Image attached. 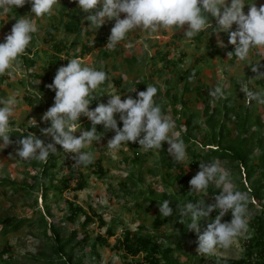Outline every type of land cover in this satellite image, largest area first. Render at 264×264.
<instances>
[{"label": "rangeland", "instance_id": "1", "mask_svg": "<svg viewBox=\"0 0 264 264\" xmlns=\"http://www.w3.org/2000/svg\"><path fill=\"white\" fill-rule=\"evenodd\" d=\"M64 2L70 6L68 4L72 0H59L50 15L33 20L38 31L33 34V39L26 49L31 51L32 58L29 60L34 66L29 67L27 61L18 58L9 69L0 73V98H14L16 102L14 115L10 118L9 134L12 143L3 150L0 149V220L7 218L9 225L14 220L21 221L17 230L6 234L1 233L5 225L0 224V264H57L56 257L50 251V238L43 234L49 233V225L58 231L62 241L71 239L65 247V252L72 256V262L75 264L140 262L141 255L132 260L112 249L124 229H140L142 234L148 233L162 238V249H170L168 257L177 264H216L215 259H241L246 242L253 234L251 221L264 210V189L257 199L252 194V179L246 180L242 171L234 168L233 164L222 162L229 172L234 190L246 191L249 195L248 228L230 247L218 248L215 254L205 255L196 251L195 232L189 231L184 239L169 238L164 241L163 237L187 227V222L185 221L183 226L178 218H174L173 222L169 223V220L160 216L155 201L164 193L165 197L174 195L179 206L188 202L183 193V189H188V184H179L173 178L165 176L168 171L166 164L173 158L167 151V142H162L159 150L145 151L135 142L112 150L107 148V143L115 133L104 129L98 142L93 141L82 149L93 154V162L100 161L103 174L94 172L95 169L84 170L86 188L76 193L69 190L54 193L50 188V185H59V180L67 176L63 163L65 152L61 146L55 145L57 153H54L51 162V179L47 173H42L40 167L34 166L31 160L16 158L15 150L16 142L21 138L17 133L30 132L37 137L47 138L41 135V129L50 125L41 122L40 118L53 105L54 97L40 90L44 80L38 76L52 70L48 63L53 52L52 42L56 41L67 46L68 60L79 58L85 66L106 72L107 83L100 85L91 95L109 98L118 94L122 99L127 96L136 98L137 92L145 91L148 85L157 87L154 102L175 122V135L169 134L171 139L178 140L185 132L186 118L192 113L196 115L192 119L196 130L189 129L195 141L190 143L191 151L195 154H202L201 149L211 148L207 141L202 139L208 131L204 114L206 107L209 109L207 114L215 106H219V109H223V106L234 107L241 114V123L244 122L239 130L246 133L247 137H252L247 149L250 161L254 162L263 152L255 143L260 140L261 144H264V105L248 102L240 89L243 83H247L248 88L253 91L264 90V80L254 79L256 73L252 71L253 65L257 64L258 71L264 72V49H253L245 61H240L235 56L228 58L227 53L234 51V46L228 43L227 33H214L216 20L211 17L213 28L202 31L199 38H196V35L191 39L184 38L187 25L177 30L162 28L155 33L138 28L130 32L114 49H108L106 45L93 47V39L101 31L109 38L115 20H106L99 29H85L87 35L78 38L64 30L63 25L67 18L60 14ZM252 2L254 0H245V3ZM72 3L66 10L68 13L78 8L76 3ZM261 4H264V0H256L257 8ZM243 11L247 13V5ZM30 14L31 4L26 2L22 7L13 8L0 16V42L10 33L15 19L26 15L31 19ZM87 15L88 13L75 12V20L84 28L88 27V22L84 19ZM123 17L124 14H121L120 18ZM51 26L57 31L46 41L45 31ZM235 28L233 25L232 30ZM218 40H222L225 46L219 47ZM128 44L133 47H127ZM84 46L89 52L80 54ZM213 50H216L215 54ZM61 60H65V56H62ZM215 87L222 89L223 99L212 100L208 96V90ZM89 108L94 109L92 101ZM215 117L218 115L215 114ZM33 119L36 126L34 122L29 121ZM115 119L118 128L122 127L119 114H116ZM86 120V117L81 116L78 121L83 123ZM233 121V118H229L227 127L234 134L236 124ZM82 130L83 127L77 128L75 136L78 137ZM136 144L138 146H135ZM190 159L191 156L187 152V158L180 162L189 180L199 171L188 169ZM200 163L205 162L200 159ZM260 173H264V169H261ZM34 178L36 181L33 183ZM40 185L46 187V192L41 190ZM10 186L23 190L12 192ZM195 193L199 200L204 199L206 204H212L220 189L210 184L207 191ZM147 198L151 200H146ZM69 203H74L85 213L94 215L93 223L82 228L84 219L81 214L70 222ZM97 216L101 217L104 226H98ZM157 217L163 219V223L155 227L154 221ZM207 223L208 220H201L199 227ZM107 229L113 232V236L107 239L108 245L94 244L97 235L106 237ZM75 231L78 233L71 238ZM83 237H86V241L81 240Z\"/></svg>", "mask_w": 264, "mask_h": 264}, {"label": "clouds", "instance_id": "2", "mask_svg": "<svg viewBox=\"0 0 264 264\" xmlns=\"http://www.w3.org/2000/svg\"><path fill=\"white\" fill-rule=\"evenodd\" d=\"M31 4V19L29 15L19 17L0 42V73H4L13 62L22 56L33 39L38 28L33 22L35 18L50 15L54 5L59 0H0V16L11 9ZM78 5V10L88 13L84 18L88 29H99L106 20H115L106 43L108 49H114L124 41L130 32H158L162 28L179 29L187 25L184 38L191 39L202 31L213 28L210 17L216 20L214 33H227L228 43L234 46V51L228 52V58L235 56L240 61L248 59L253 49H264V4L259 8L256 0L245 3V0H72ZM245 5L248 11H243ZM34 14V15H33ZM121 14H124L123 18ZM233 25L236 26L232 30ZM218 46L224 47L222 40ZM127 47H133L128 44ZM28 50V49H27ZM32 56H29L31 59ZM257 65V64H256ZM254 79L264 80V72L258 71ZM107 79L103 70L85 66L79 58L68 60L66 66L57 69L53 81L47 85L55 92L54 102L41 116V122L50 126L41 129V135L51 137V143H44L33 133L21 136L16 142L15 157L20 160H36L45 162L50 154L57 153L55 145L61 146L63 152L74 154V166L87 167L93 162V154L82 151L93 141H99L97 126L111 130L115 135L108 141L107 148L118 150L129 142L138 143L145 151L159 150L162 142L169 145L167 151L174 161L182 162L187 158L186 146L183 140H173L170 133L175 122L162 112L161 107L154 102L157 87L148 85L145 91L137 92L136 98L121 95H111L106 104L97 103L90 109L91 93ZM241 92L248 102L264 105V90L253 91L247 83L241 85ZM212 100L224 98L220 87L208 90ZM14 98H0V149L8 147L10 140V118L15 112ZM116 114L122 127L118 128ZM81 116L91 122L88 130L77 132V122ZM35 123L36 121L29 120ZM143 134V135H141ZM220 189L214 196V203L206 204L205 200L187 202L177 207L175 215L179 223L187 222V230L197 234V253L211 255L218 248H228L233 241L248 228L249 195L245 191L234 190L228 170L219 160L199 164V171L190 179V192H205L209 185ZM160 216H173L170 200H162L158 204ZM231 212L230 222H222V218ZM216 213L210 219V214ZM208 220L206 228L201 232L199 222Z\"/></svg>", "mask_w": 264, "mask_h": 264}, {"label": "trees", "instance_id": "3", "mask_svg": "<svg viewBox=\"0 0 264 264\" xmlns=\"http://www.w3.org/2000/svg\"><path fill=\"white\" fill-rule=\"evenodd\" d=\"M72 2H69L68 5L72 6ZM70 6H67L66 2L62 4V8L60 10V14L67 18V22L63 25L64 30L66 33H72L76 37L81 38L83 35H87V32L84 27L81 26V24L75 20V12L79 11L78 8L72 10L70 13H68L66 10L69 9ZM57 29L53 26L49 27L45 31L46 41H49V39L52 37V34L56 32ZM201 33L197 34L195 37L199 38ZM108 41V38L106 37L104 31H101L97 37L93 39V47H99V46H105ZM51 48H53L52 55L49 58L48 67L52 70L47 72L44 75L38 76L39 79H43L44 82L40 87V90L42 92H46L50 94L52 97L55 96V92L52 90H49L47 85L51 84L54 78V70L57 71V69L61 66H66L68 63V54L66 52L67 46L64 43H59L56 41L52 42ZM213 54L216 53V50H213ZM89 51L83 47L82 53H88ZM63 54V55H62ZM31 55V51L29 49L25 50V52L22 54V56L18 58H23L24 61H27V64L29 67L34 66V63L29 60V56ZM65 56V60H61V57ZM53 75V76H52ZM107 83V79L102 85H105ZM91 101L93 108L96 107L97 103H105L108 101L109 98L97 95H91ZM176 97H174L175 99ZM219 106H215L211 109L210 113L207 114L208 107H206L204 114L206 116L205 124L207 127V132L204 134L202 139H205L207 141V144L211 146L210 149H201L202 154L194 153V151H191L192 144L195 142L194 137L190 134L189 129L193 128V130H196V127L192 124V119L194 118L193 113L189 115L185 120V132L180 136L178 140H183L185 145H189L186 147V151L191 156L190 164L188 165L189 170H199V160H203L205 163L210 162L212 160H219L221 162L225 161L227 164H233L238 170H241L242 173L245 175L246 180L252 179V194L259 199L260 193H262V190L264 189V173H260L261 169H264V144H261L260 140L255 143V146L260 148L263 152L259 157L253 161H250L248 157V149L247 146L250 144V140L252 137H247L246 133H243L240 131L241 125L244 123H241V114L234 108V107H226L223 106V109H219ZM221 110V111H220ZM162 112H165L162 110ZM215 114L218 115V117H215ZM229 118H233V123L236 124V131H234V134L231 130L227 127V123L229 122ZM78 128L83 127V130H88L91 127L90 121H84L83 123L81 121L77 122ZM97 131L99 132L98 135H102L104 132V129L102 126H97ZM20 137L23 135H27L25 133H17ZM75 135V134H74ZM77 136V135H76ZM44 143H51V137L42 138L38 137ZM135 146H138L136 144ZM134 148V146H133ZM204 151V152H203ZM74 154L65 153L64 155V161L63 163L66 166L67 169V176L63 179L59 180V185H50L51 190L57 193H61L64 190L72 191L73 193L80 192L86 188V180L85 175L83 173L84 170L87 169H95L94 172L98 173L99 175L103 174V169L101 166L100 161H94L87 167L84 166H74V160L73 157ZM54 157V154H50L48 159L45 162H40L36 160H31V162L34 164V166H38L42 169V173H47L49 176V179L52 178V175L50 173L51 168V162ZM135 160V158H134ZM168 167V171L165 173L166 177L169 179L175 180V182H178L179 184H188V189H183L184 195L187 196L188 202H197L199 201L197 195L195 192H190V186H189V178L187 175V172L183 168L180 162L174 161L172 158L169 163L166 164ZM131 178L134 182L135 180L132 177ZM35 178L33 183L35 182ZM40 181V179H39ZM41 186V190L43 192H46V187L43 185ZM10 190L12 192H18L20 190H23V188H17L15 186H10ZM246 192V191H245ZM170 200V207L173 209V216L170 217H164L167 221L169 220V223L173 222L172 220L174 218L179 217L175 215L177 207H178V201L174 195H168L165 197L164 193L161 196V198L156 202V204H159L162 202V200ZM146 200H151L150 198H147ZM69 217L68 220L70 222H73L75 217L77 215H82L83 217V224L82 228H84L86 225H89L93 223V216L89 215L83 211V209L77 205H74V203H69ZM216 215L215 212L210 214V218H214ZM8 219L5 218L3 220H0V224L5 225L4 229H1V233L6 234L12 231H15L18 229V227L21 225V221L14 220L10 225L7 223ZM43 220V219H41ZM98 220V226L102 227L104 226V222L101 219V217L97 216ZM231 220V212H228L227 215L222 218V222H230ZM41 222V221H40ZM163 223V219L160 217H157L154 221L155 227L160 226ZM8 224V225H7ZM185 224H183L184 226ZM207 225L202 224L200 226L201 232L206 228ZM251 227L253 228V234L251 235L250 239L247 240L245 248H244V255L241 259L238 260H230V259H215L216 264H264V210L261 212L259 216H255L253 220L251 221ZM49 233H43L45 236L50 238L51 246L50 251L51 253L56 257V263L57 264H75L72 262V256L67 255L65 252V247L67 244H69L71 239H68L66 241H62L60 239L59 233L57 230H55L51 225L48 226ZM189 231L187 230V227H184V229H179L175 233L171 234L170 236L163 237L164 241L168 240L169 238H177L178 240L186 238L188 236ZM78 231H75V233L72 234L71 238L76 236ZM106 237H102L100 235H97L95 237V243L99 244L101 246H107V239L111 238L113 236V232L111 229H107L105 232ZM82 241H86V237H83L81 239ZM163 240L162 238L156 237L154 235L148 234V233H141L140 229H136L135 231H131L128 229H124L121 233V236L119 239H117L116 244L112 247V249L117 250L123 257H130L132 260L138 256H142V260L140 262H135L134 264H177L176 262L172 261L168 254L171 252L170 249L163 250L162 245L160 241Z\"/></svg>", "mask_w": 264, "mask_h": 264}]
</instances>
